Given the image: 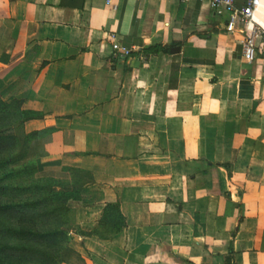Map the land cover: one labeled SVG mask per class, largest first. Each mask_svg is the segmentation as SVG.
I'll return each mask as SVG.
<instances>
[{
  "label": "crops",
  "instance_id": "crops-1",
  "mask_svg": "<svg viewBox=\"0 0 264 264\" xmlns=\"http://www.w3.org/2000/svg\"><path fill=\"white\" fill-rule=\"evenodd\" d=\"M244 40L197 0H0V99L53 129L40 171L93 174L85 232L109 204L126 221L74 233L62 264H264V45L249 62Z\"/></svg>",
  "mask_w": 264,
  "mask_h": 264
},
{
  "label": "trees",
  "instance_id": "trees-1",
  "mask_svg": "<svg viewBox=\"0 0 264 264\" xmlns=\"http://www.w3.org/2000/svg\"><path fill=\"white\" fill-rule=\"evenodd\" d=\"M42 117L41 111L0 99V264H62L74 233L110 239L126 226L120 206L109 204L98 228L90 233L80 228L72 204L82 199L94 176L72 166L40 171L42 143L51 139L53 129L27 133L25 123ZM231 261L232 247L226 263Z\"/></svg>",
  "mask_w": 264,
  "mask_h": 264
},
{
  "label": "built area",
  "instance_id": "built-area-1",
  "mask_svg": "<svg viewBox=\"0 0 264 264\" xmlns=\"http://www.w3.org/2000/svg\"><path fill=\"white\" fill-rule=\"evenodd\" d=\"M112 0H107L111 4ZM188 2L191 0H179ZM201 2H208L214 12L222 17H228L231 25L243 24L245 27L244 40V58L251 62L255 59L257 50L261 45H264V25L259 24L255 20L256 10L261 5V0H247L246 5L238 7L236 0H197ZM115 39V36H113ZM260 41V44H258ZM113 49L116 55L122 59H128L131 56L130 49L123 48L120 44L114 41Z\"/></svg>",
  "mask_w": 264,
  "mask_h": 264
},
{
  "label": "water",
  "instance_id": "water-1",
  "mask_svg": "<svg viewBox=\"0 0 264 264\" xmlns=\"http://www.w3.org/2000/svg\"><path fill=\"white\" fill-rule=\"evenodd\" d=\"M171 52L173 54H176V53L180 52V47H174V48H172Z\"/></svg>",
  "mask_w": 264,
  "mask_h": 264
}]
</instances>
